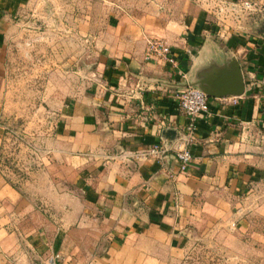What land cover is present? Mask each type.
Wrapping results in <instances>:
<instances>
[{"label": "crops", "instance_id": "crops-1", "mask_svg": "<svg viewBox=\"0 0 264 264\" xmlns=\"http://www.w3.org/2000/svg\"><path fill=\"white\" fill-rule=\"evenodd\" d=\"M242 1L253 6L229 7ZM24 2L0 0L1 12ZM143 10H115L97 30L80 24L96 42L100 83L62 107L44 176L27 191L0 167V264H175L180 233L204 206H223L244 231L264 215V0H159ZM149 38L172 47L176 67L145 59ZM234 61L244 91L235 102L209 96L208 115L188 132L177 92L206 79L218 91ZM4 134L0 123V147ZM154 145L159 158L137 157ZM183 147L186 171L175 157Z\"/></svg>", "mask_w": 264, "mask_h": 264}, {"label": "rangeland", "instance_id": "rangeland-1", "mask_svg": "<svg viewBox=\"0 0 264 264\" xmlns=\"http://www.w3.org/2000/svg\"><path fill=\"white\" fill-rule=\"evenodd\" d=\"M157 1L25 0L19 9L0 8V167L16 188L27 191L44 176L62 107L100 83L96 42L82 34V21L97 30L115 10L139 13ZM223 211L206 205L186 223L175 264H264V215L252 216L244 231Z\"/></svg>", "mask_w": 264, "mask_h": 264}, {"label": "built area", "instance_id": "built-area-1", "mask_svg": "<svg viewBox=\"0 0 264 264\" xmlns=\"http://www.w3.org/2000/svg\"><path fill=\"white\" fill-rule=\"evenodd\" d=\"M250 1L229 3L232 11L236 12L243 9H251ZM145 59H156L167 63L172 67H176V55L172 47L163 39L149 38L146 42ZM178 73L184 76L183 73ZM238 96H233L232 101L235 102ZM177 106L180 113L187 120L186 129L191 132L195 129L196 123L201 118L208 115L210 110L209 96L199 87L186 86L181 88L176 94ZM162 148L154 145L137 154L140 159L159 158ZM175 157L179 163V170L186 171L192 161L190 149L183 147L175 151Z\"/></svg>", "mask_w": 264, "mask_h": 264}, {"label": "water", "instance_id": "water-1", "mask_svg": "<svg viewBox=\"0 0 264 264\" xmlns=\"http://www.w3.org/2000/svg\"><path fill=\"white\" fill-rule=\"evenodd\" d=\"M229 79L230 80L225 82L226 84H224L221 80L219 82L216 80L215 84L219 88L216 92L211 90L212 86L207 79L204 80L203 85L199 86V88L202 89L208 96L221 97L223 95L238 96L242 94L244 91V80L240 66L236 61L233 62V72L229 76Z\"/></svg>", "mask_w": 264, "mask_h": 264}]
</instances>
